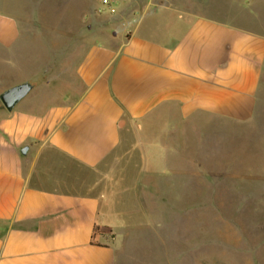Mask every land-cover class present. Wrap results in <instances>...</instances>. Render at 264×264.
Instances as JSON below:
<instances>
[{"label": "crops", "instance_id": "crops-1", "mask_svg": "<svg viewBox=\"0 0 264 264\" xmlns=\"http://www.w3.org/2000/svg\"><path fill=\"white\" fill-rule=\"evenodd\" d=\"M99 1L0 0V80L21 72L0 93L32 84L0 109V264H118L123 232L178 230L179 199L264 141V31L209 0Z\"/></svg>", "mask_w": 264, "mask_h": 264}, {"label": "rangeland", "instance_id": "rangeland-1", "mask_svg": "<svg viewBox=\"0 0 264 264\" xmlns=\"http://www.w3.org/2000/svg\"><path fill=\"white\" fill-rule=\"evenodd\" d=\"M209 1L212 16L264 31V0ZM109 2L99 1L101 13L107 11ZM29 10L46 24V2ZM38 47L35 42V54ZM27 63L30 67V61L21 62L20 67ZM3 74L0 83L14 82L21 72L4 69ZM0 109H4L1 102ZM238 141L234 166L238 173L219 186L207 178L210 184L196 183L194 200L180 198V209H195L179 215L178 230L177 226L174 232L132 228L123 232V244L121 234L115 233V243L122 244L118 264H264V141L261 137L252 141L251 134ZM222 186L226 189H216ZM96 232L112 236L106 227Z\"/></svg>", "mask_w": 264, "mask_h": 264}, {"label": "water", "instance_id": "water-1", "mask_svg": "<svg viewBox=\"0 0 264 264\" xmlns=\"http://www.w3.org/2000/svg\"><path fill=\"white\" fill-rule=\"evenodd\" d=\"M31 88L32 84L29 81H23L8 87L0 93V102L7 111H11ZM25 150L26 148H23L21 151L24 153Z\"/></svg>", "mask_w": 264, "mask_h": 264}, {"label": "built area", "instance_id": "built-area-1", "mask_svg": "<svg viewBox=\"0 0 264 264\" xmlns=\"http://www.w3.org/2000/svg\"><path fill=\"white\" fill-rule=\"evenodd\" d=\"M109 5V4H108Z\"/></svg>", "mask_w": 264, "mask_h": 264}]
</instances>
